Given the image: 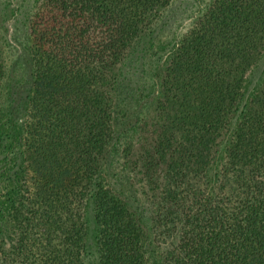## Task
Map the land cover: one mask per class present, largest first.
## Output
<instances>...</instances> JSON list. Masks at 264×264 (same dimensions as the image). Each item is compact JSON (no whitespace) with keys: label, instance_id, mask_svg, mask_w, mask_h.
Instances as JSON below:
<instances>
[{"label":"trees","instance_id":"obj_1","mask_svg":"<svg viewBox=\"0 0 264 264\" xmlns=\"http://www.w3.org/2000/svg\"><path fill=\"white\" fill-rule=\"evenodd\" d=\"M171 1H34L25 20L30 76L23 119L8 121L11 142L27 133L49 171L56 166L74 177L70 188L57 177L48 188L37 185L34 196L53 197L55 205L34 225L45 235H25L26 219L25 236L20 230L0 263L80 264L75 208L90 194L99 261L147 264L151 244L138 213L92 177L111 136L108 76ZM263 51L264 0H210L157 75L158 135L151 147L138 148L133 176L150 242L165 245H152L156 264H264V71L253 92H243ZM38 159H24L16 172L23 177Z\"/></svg>","mask_w":264,"mask_h":264},{"label":"rangeland","instance_id":"obj_2","mask_svg":"<svg viewBox=\"0 0 264 264\" xmlns=\"http://www.w3.org/2000/svg\"><path fill=\"white\" fill-rule=\"evenodd\" d=\"M34 1L37 0H0V221L4 223L0 230V258L4 256V252H11L20 230H24L23 221L26 219L30 224L25 228V235H31L33 239H40L45 235L41 227L34 225H42L43 215L48 213L44 209L48 207L49 210H54L55 205L51 201L53 197L45 199L41 198L42 195L34 196L37 185L39 184V188H48V180L57 177L63 185L70 188L69 181L74 177L73 172L65 173L62 168L56 169V166L49 171V166L38 159L39 149L34 142L28 140L26 130V134L18 142H11L13 127L8 126V121L13 117L23 119L22 100L27 93L30 76L27 70L25 20L32 13L31 6ZM209 1L172 0L152 32L144 35L125 60L114 67L108 76L111 136L104 151L95 156L96 167L92 179L97 186H107L118 199L125 201L138 213L147 238H144V242L146 245L151 244L146 246L147 264H156L158 250L165 245H156L154 241L151 243L152 234L147 229L149 226L144 202L138 194V186L133 178L136 170L134 164L140 154L138 148L151 147L158 135L156 77L180 36ZM263 71L264 51L257 64L244 77L245 96L251 94L259 84ZM12 97L13 105L10 103ZM29 155L38 159V162L33 167L28 164V170L22 177L16 171L19 166L23 167L24 159L27 163L30 161ZM42 156L46 158L45 154ZM15 172L18 174L14 175ZM43 204L46 207H42ZM75 212L79 214L78 221L83 229V247L79 263L102 264L97 256L98 223L95 222V207L90 194L83 197ZM22 235L25 236L24 232ZM50 235L45 240L51 238ZM152 245H156L158 250H153Z\"/></svg>","mask_w":264,"mask_h":264}]
</instances>
